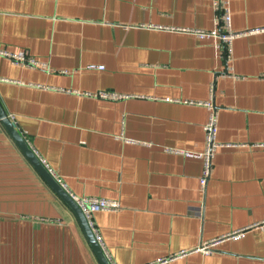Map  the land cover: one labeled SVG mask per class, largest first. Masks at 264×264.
<instances>
[{"label":"crops","instance_id":"crops-1","mask_svg":"<svg viewBox=\"0 0 264 264\" xmlns=\"http://www.w3.org/2000/svg\"><path fill=\"white\" fill-rule=\"evenodd\" d=\"M213 1L0 0V48L48 66L0 55V102L71 195L120 203L93 217L115 264H264V0H230V60L172 30L213 29ZM102 90L127 97L84 94ZM211 97L223 145L203 193L202 160L165 148L204 151L210 112L185 101ZM0 264H101L1 121Z\"/></svg>","mask_w":264,"mask_h":264},{"label":"built area","instance_id":"built-area-1","mask_svg":"<svg viewBox=\"0 0 264 264\" xmlns=\"http://www.w3.org/2000/svg\"><path fill=\"white\" fill-rule=\"evenodd\" d=\"M213 6L216 10V21L215 26L211 30H204L200 28H173L172 30L189 33L194 36H197L201 39L212 38L217 40V48L221 50L222 56L226 60H230V56L232 55L233 42L237 36L242 33L235 32L232 28V16H231V7L230 0H214ZM219 50V51H220ZM0 55L8 58L13 64L27 66L31 68L38 69H46L48 68L45 62H41L40 60L29 56L24 50H20L17 52L8 51L0 48ZM221 56V54H220ZM89 69H99L103 70L105 68L104 65L90 64L88 66ZM213 89V87H212ZM77 94H80L78 91H74ZM88 96H94L99 98L113 99V100H121L127 97V95L119 94L117 92L112 91H98L95 93L87 92L84 93ZM187 103L199 104L205 106L209 112V118L206 124L204 125L205 131V140L206 145L203 152H192L187 150H178L175 148H165L167 152L179 153L189 158H199L203 162L202 175L200 178V189L203 193H205L209 178L211 176L212 167H213V158L216 150L221 147L223 144H220L217 141V133H218V117L214 106L213 98L211 97L209 100L204 102H194L188 101ZM9 119L14 121L13 115H8ZM36 153V152H35ZM40 158V157H39ZM41 162L48 168V170L53 174V176L58 180V182L66 189L64 183H62L61 179L54 174L52 169L48 166L46 160L44 158H40ZM73 199L76 201L77 205L82 210L85 215L87 222L93 231L95 238L103 248L101 236L98 232L97 226L93 219L94 214L99 211H118L121 208V205L116 200H110L105 198H96L90 196H82L75 197ZM252 228H258L264 230V220L260 223L253 224ZM250 228H245L242 230L231 232L221 238L215 239L212 242L205 243L202 247V251H209V247L217 244L221 240L225 239H237L244 235V233ZM104 250V248H103ZM111 264H115L111 262Z\"/></svg>","mask_w":264,"mask_h":264},{"label":"water","instance_id":"water-1","mask_svg":"<svg viewBox=\"0 0 264 264\" xmlns=\"http://www.w3.org/2000/svg\"><path fill=\"white\" fill-rule=\"evenodd\" d=\"M0 121L5 126L9 134L19 145L23 153L27 156L30 162L40 172V174L46 179V181L52 186L57 194L72 208L76 214L79 222L83 228V231L90 242L95 254L97 255L101 264H111L108 260L103 248L95 238L93 231L91 230L85 215L83 214L72 195L58 182L48 168L41 162L40 158L35 154L34 150L29 146L24 136L18 131L16 124L9 119L0 102Z\"/></svg>","mask_w":264,"mask_h":264}]
</instances>
